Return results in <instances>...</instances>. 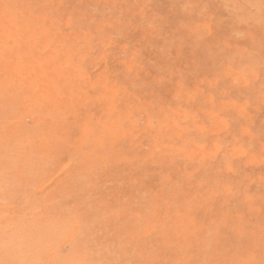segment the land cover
Segmentation results:
<instances>
[{
    "label": "rangeland",
    "instance_id": "374dc122",
    "mask_svg": "<svg viewBox=\"0 0 264 264\" xmlns=\"http://www.w3.org/2000/svg\"><path fill=\"white\" fill-rule=\"evenodd\" d=\"M0 264H264V0H0Z\"/></svg>",
    "mask_w": 264,
    "mask_h": 264
}]
</instances>
